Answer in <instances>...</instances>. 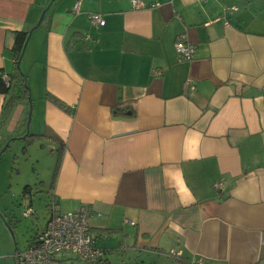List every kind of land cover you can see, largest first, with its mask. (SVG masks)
Returning a JSON list of instances; mask_svg holds the SVG:
<instances>
[{"label": "crops", "instance_id": "crops-1", "mask_svg": "<svg viewBox=\"0 0 264 264\" xmlns=\"http://www.w3.org/2000/svg\"><path fill=\"white\" fill-rule=\"evenodd\" d=\"M50 1L0 0V69L12 74L13 32L47 8L22 58L31 118L62 141L41 137L60 155L49 201L89 208L93 264H264V0ZM178 37L192 58L177 60ZM24 104L0 123V145ZM34 197L21 191L29 233L0 204V264H18L45 227Z\"/></svg>", "mask_w": 264, "mask_h": 264}, {"label": "rangeland", "instance_id": "rangeland-1", "mask_svg": "<svg viewBox=\"0 0 264 264\" xmlns=\"http://www.w3.org/2000/svg\"><path fill=\"white\" fill-rule=\"evenodd\" d=\"M54 2L55 0L51 4ZM20 70L24 73L26 72L25 63L22 62V59L20 61ZM27 86L29 87L28 83ZM35 96L36 94L32 95L30 91L31 111ZM24 105L26 107L21 113L19 121L16 122L14 129L10 132H7L5 128L1 130L3 138H6L8 133L11 139L8 141L5 150L0 154V204H11V209L16 211V215L18 214L21 224L20 229L23 234L25 230H28V233L30 232L32 219L21 214L22 209L19 206L21 191L28 185L31 187L33 196H35L33 201L36 217L40 223L44 222L48 217L51 180L56 158L54 151L51 150L52 142L48 139L36 136L32 138L22 137L26 132L37 135L39 134L37 132H43L44 129L42 127L36 128L31 114L27 128V113L29 109L27 106L29 101L25 100Z\"/></svg>", "mask_w": 264, "mask_h": 264}, {"label": "built area", "instance_id": "built-area-1", "mask_svg": "<svg viewBox=\"0 0 264 264\" xmlns=\"http://www.w3.org/2000/svg\"><path fill=\"white\" fill-rule=\"evenodd\" d=\"M131 4L134 8L144 6L142 0H131ZM78 6L75 3L73 9L77 11ZM90 20L93 24H104V19L98 13H92ZM174 48L178 61L192 58L195 52L192 44L179 37ZM4 78L7 80L6 76ZM220 185V182L214 183L215 187ZM29 213L30 209H27L24 215ZM90 215L91 211L86 205H80L74 211L61 212L51 202L45 227L38 231L32 244L18 253V264H51L59 254L70 255L90 264L97 262L103 252L96 246L97 235L90 228ZM168 255L176 256V253L170 250ZM196 264H207V261L198 259Z\"/></svg>", "mask_w": 264, "mask_h": 264}, {"label": "trees", "instance_id": "trees-1", "mask_svg": "<svg viewBox=\"0 0 264 264\" xmlns=\"http://www.w3.org/2000/svg\"><path fill=\"white\" fill-rule=\"evenodd\" d=\"M27 31L26 30H16L13 32V45H12L11 50H12V54L14 58V68H13L12 74L6 75L2 71V69H0V94L3 95V102H2V106L0 110V123L2 124L6 121L13 105L15 104L16 101H18V99H23V100L28 101L30 97V89L26 83V74L20 71V69H17L15 66V62L18 59V56L21 52V48L25 40V37L27 35ZM4 76L7 77V80L4 78ZM47 97L48 99H50L52 103H54L60 109L66 112L70 111V108L66 104H64L62 101H60L58 98L51 96L49 94H47ZM33 136L51 138L54 141H56L58 144L60 145L62 144L61 143L62 141H60V138L54 132L50 131L49 129H45V131L39 135L27 133L24 137L32 138ZM10 139L11 138H9L8 140ZM5 143L6 141L0 145V150L3 148ZM59 157L60 155L57 156L55 166L53 169L51 187L54 183V178H55L57 169L59 167ZM28 190H30V187L26 186L24 188V191H28ZM51 202H53V204L58 208L56 201L52 200V201H49L48 210H49Z\"/></svg>", "mask_w": 264, "mask_h": 264}, {"label": "water", "instance_id": "water-1", "mask_svg": "<svg viewBox=\"0 0 264 264\" xmlns=\"http://www.w3.org/2000/svg\"><path fill=\"white\" fill-rule=\"evenodd\" d=\"M52 1H53V0H51L49 4H51ZM46 9H47V8H44V9L41 11V13H40V15H39V18H38L37 22H36V23H35V24H34V25H33V26L27 31V35H26L25 40H24V42H23V45H22V48H21V52H20V54H19V56H18V59H17L16 62H15V66H16L17 69H20V61H21V59H22V57H23V54H24L25 48H26V46H27V44H28V41H29L30 36H31V34H32V31L35 30L36 28H38V26H39L40 23L42 22V20H43V18H44V14H45ZM20 71H21V70H20ZM28 101H29V107H28L29 109H28V113H27V125H26L27 127H28V123H29V120H30V114H31L30 97H29ZM26 134H27V132H26ZM26 134H25V135H26ZM25 135H24V136H25ZM24 136H22V137L24 138ZM7 145H8V142H6L5 145L3 146V148L0 150V154H1L2 151L5 150V148L7 147Z\"/></svg>", "mask_w": 264, "mask_h": 264}]
</instances>
